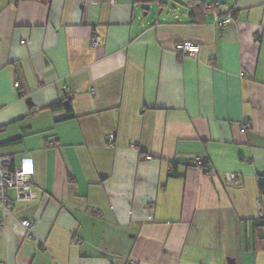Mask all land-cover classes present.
<instances>
[{"label":"crops","instance_id":"crops-1","mask_svg":"<svg viewBox=\"0 0 264 264\" xmlns=\"http://www.w3.org/2000/svg\"><path fill=\"white\" fill-rule=\"evenodd\" d=\"M213 2L231 23L163 0H0V156L34 193L7 192L0 264H264V0Z\"/></svg>","mask_w":264,"mask_h":264},{"label":"built area","instance_id":"built-area-1","mask_svg":"<svg viewBox=\"0 0 264 264\" xmlns=\"http://www.w3.org/2000/svg\"><path fill=\"white\" fill-rule=\"evenodd\" d=\"M216 5L217 4L214 2L207 3L205 12H210L212 14L215 23L218 26L222 27L231 23L233 21L231 13L220 15L219 12L214 10ZM100 41V36L94 35L91 38V45L93 48L97 47L100 44ZM174 50L177 53L195 58L199 51V46L190 41H180L175 44ZM15 86H17L16 82ZM250 127L251 124L248 121H244L241 129L244 132ZM105 141L107 144H112L114 142V134L110 133L106 135ZM48 146L54 147L55 144L54 142H50L48 143ZM203 164L204 162L202 160L198 161V165L203 167ZM205 171H210V167L208 165ZM226 177L230 183H233L235 180V176L233 174H228ZM8 190H13L18 200L30 199L34 197L31 185V171L23 166L13 165L11 158L8 155H4L0 156V210L4 214L9 213L12 209V202L7 195ZM262 194H264V187L262 189ZM257 206L259 208V212H261L260 196L257 199ZM20 224L24 227L26 236H31L30 228L32 227V222L28 219H22Z\"/></svg>","mask_w":264,"mask_h":264},{"label":"trees","instance_id":"trees-1","mask_svg":"<svg viewBox=\"0 0 264 264\" xmlns=\"http://www.w3.org/2000/svg\"><path fill=\"white\" fill-rule=\"evenodd\" d=\"M138 3H143V4H148V3H155V2H159L160 0H135ZM207 5V2L205 0H188L187 2V6H189L192 9V12L190 13L191 17H196V16H202L203 13L205 12V7ZM218 5H216L214 8H217ZM227 13H231L232 16H234L233 11L227 12ZM224 14H220V15H225ZM60 105V102L53 104L51 107H56ZM203 169H206L207 167V162L203 161Z\"/></svg>","mask_w":264,"mask_h":264},{"label":"rangeland","instance_id":"rangeland-1","mask_svg":"<svg viewBox=\"0 0 264 264\" xmlns=\"http://www.w3.org/2000/svg\"><path fill=\"white\" fill-rule=\"evenodd\" d=\"M166 4V6L164 7L165 9L167 8H178L179 10L183 11L184 7L187 6V2L188 0H163ZM207 3H211L213 2V0H205ZM215 1V0H214ZM221 3H225L226 0H218ZM155 6V5H154ZM156 8V6H155Z\"/></svg>","mask_w":264,"mask_h":264}]
</instances>
